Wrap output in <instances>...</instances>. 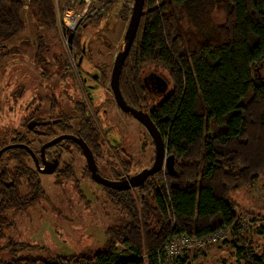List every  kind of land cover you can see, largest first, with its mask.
<instances>
[{
    "label": "trees",
    "instance_id": "1",
    "mask_svg": "<svg viewBox=\"0 0 264 264\" xmlns=\"http://www.w3.org/2000/svg\"><path fill=\"white\" fill-rule=\"evenodd\" d=\"M131 1L114 0L97 18L112 7L118 8L119 17L128 18ZM24 5V0H0V47L6 49L2 56L27 42L19 39L25 30ZM30 8L39 28L58 32L53 0H31ZM60 32L71 31L60 28ZM30 42L29 61L34 67L38 62L48 64L43 55L50 56L57 68L68 65L65 50L55 56L50 52L46 34L38 33ZM152 66L167 70L173 84L172 91L152 106V120L168 154L175 156L173 173L159 171L133 188L139 204L132 188L99 184L129 216L125 224L107 229L108 239L101 250L27 255L0 260V264H159L158 250L170 236L206 237L228 227L241 228L240 205L232 193L252 185L264 172V0H145L120 77L129 105L139 106L151 94L144 72ZM86 136L91 138L92 132ZM91 147L97 149L94 141ZM100 150L94 153L98 156ZM8 154L17 159L14 167H21V150L11 149ZM111 167L112 175L121 179ZM2 170L0 238L15 224L8 212L35 205L42 185L32 169H17V177L26 174V186L33 190L22 192V186L19 193L16 186L2 183ZM64 173L71 178L75 170ZM119 245L125 246L123 252ZM234 247L238 262L264 264V250ZM185 257L180 258L182 264Z\"/></svg>",
    "mask_w": 264,
    "mask_h": 264
},
{
    "label": "rangeland",
    "instance_id": "2",
    "mask_svg": "<svg viewBox=\"0 0 264 264\" xmlns=\"http://www.w3.org/2000/svg\"><path fill=\"white\" fill-rule=\"evenodd\" d=\"M24 1L21 17L25 23V30L20 34L19 39L27 42L16 45L14 49H10L9 54L3 56L2 52L6 49L0 47V88L2 86L9 88L6 92L10 95L20 91L22 87L24 92H21L20 103H25L30 99L35 100V98L38 101L42 95L50 97L52 83L50 75L45 77L48 72L47 68L50 71L49 74L54 73L55 68L64 69V67L53 66L51 57L45 55L42 58L48 60L49 65L38 62L34 67L30 63V47L33 45L30 46L28 43L31 41L32 44L38 33L42 32L47 35L48 48L54 56L63 52L64 49L67 54H72L71 48L63 44V42L67 44V41L63 32H60V28L62 30V0H53L57 14L58 32L39 28L38 18L30 8L31 0ZM133 4L134 0L130 3L131 9ZM105 11L85 22L87 24L86 36L100 37V40L105 42V45L99 44L100 50H105L106 44L114 39L118 43L117 48L115 47V51L118 52L128 27L130 15L128 18H121L118 16V8L112 7L102 18L98 19V15L104 14ZM83 33L84 28L79 31L80 37ZM106 56L107 54L96 55L95 53V57L105 58ZM65 69L67 71L68 67ZM146 78H148L147 81ZM144 79L146 85L149 82L152 102L165 97L173 89L171 77L164 68L156 66L147 68L144 72ZM57 86L58 89L55 91L59 92V81ZM48 109L49 107L44 106L40 111H37V114L43 115V110L47 112ZM122 112L118 111L119 122L106 141L112 140L113 144L118 142L130 145L133 149L125 154L122 150L118 151L117 159L114 151L116 149L112 145L106 146L107 149L102 148L103 151H100L97 161L107 178H111L112 172H114L111 167L113 164L117 165L116 167H118V163L124 164L122 172H125L127 176L137 174L145 167L150 166L149 163H154L155 146L151 134L142 123L138 124L133 117ZM25 115L22 110H19L16 119L11 117L0 121V141L8 142L12 136L16 135V132L23 134L20 124L22 119L27 117ZM130 140L131 143H129ZM99 147L95 149L97 154ZM167 155L169 154L167 153ZM5 156H7V152ZM64 160L66 163L77 165L73 177L63 180L57 174L36 173L37 178L42 182L41 198L28 209L16 213L8 212L15 224L9 229L8 235L0 238V260L27 255L47 257L58 253L63 255L93 253L103 248L108 239L107 229L109 227L123 225L129 221V216L124 208L118 206V203L116 204L110 198L106 189L95 182L91 175L88 177L86 171L88 165L77 151L68 153L64 156ZM160 171L165 174V163ZM21 186H23L22 192H33L29 186H26L25 181ZM131 193L137 198L139 204L136 189L132 188ZM232 196L240 205L238 212L242 228L239 229V226L228 227L224 232L225 236L221 238L222 240L209 243L206 246L194 244L188 248V255L183 264H243V259L238 262L237 249L234 244L236 247H247L258 253L264 250V172L258 175L252 185L240 187L232 193ZM254 217L257 218L254 219ZM119 249L120 252H123L125 246L119 245ZM177 263L182 264L180 261Z\"/></svg>",
    "mask_w": 264,
    "mask_h": 264
},
{
    "label": "flooded vegetation",
    "instance_id": "3",
    "mask_svg": "<svg viewBox=\"0 0 264 264\" xmlns=\"http://www.w3.org/2000/svg\"><path fill=\"white\" fill-rule=\"evenodd\" d=\"M82 28H84V33L80 37L79 31ZM86 28L87 24L84 23L80 30L73 32L72 41H69L70 33L64 35L67 44L66 42H63V44L71 47L72 54H67V51L64 49L66 52L63 53L67 54L66 61L69 65L65 66L68 67L67 71L66 69H57L58 71L53 70L54 73L52 74H46V76L50 75L49 77L52 83V93L49 95L50 97H44L42 95L38 101H36L35 98V100L30 99L25 101V103H20L19 99L22 97L21 92H24L22 87L20 91L11 93L10 95L6 92L9 88L5 86L0 88V121L11 117L16 119L19 110H22V112L26 114L25 117L27 116L22 119L20 124L23 134L16 132V135L12 136L11 140L8 142L0 141V150L6 146L15 145L2 152L0 156V160L2 159L0 168L3 169L2 183L7 187L11 185L16 186L19 193L22 189L21 185L23 181L26 182V174L18 178V173H16L17 169L30 168L37 174H57L59 178L65 180L68 178H66L65 173L63 174V171L77 170V165L75 163L65 162L64 156L68 153L77 151L84 161L88 163L81 145L78 144L74 138L62 137L61 140L58 141L56 140L58 136L73 135L83 138L91 149L93 148L91 147V142L94 141L97 147L100 146V151H103L102 148L107 149L106 146L112 145L116 149L114 151L117 159L118 151L122 150L123 154H125L132 151L130 149H133L130 145H123L118 142L117 144H113L112 140L109 142L106 141L109 134L114 131L115 126L119 122L118 111H123L118 105L117 96L112 86L113 69L118 54L115 50L118 43L113 39L109 44H106L105 50H100L99 44L105 45V42L101 41L100 37L86 36ZM94 52L96 55L107 54V56L105 58L95 57ZM58 81L60 82V90L56 92L55 90L58 89ZM145 97V103L139 106H130L148 114L152 120V106L157 100L155 99V102H152L151 99L153 97L150 93ZM78 104H81L80 108H78ZM44 106H46V108L49 107L47 112H45L44 110L46 109H44L43 115L37 114V111H40ZM48 111H50V113H48ZM126 114H128L129 117H133L138 124L142 123L145 126V124L138 120L132 113L127 112ZM89 131L92 132V136L88 139L86 132ZM131 140L129 143H131ZM51 141L55 142L51 145H47V143ZM154 146L156 155L155 142ZM11 149L21 150L22 154L19 156V162L22 160L21 167H14L16 163L15 160L17 159L10 157L11 155L8 154V150ZM93 150L94 148L92 151ZM6 152L7 156H5ZM34 155L38 158L42 168H50L52 165H55V161H57L53 173H42L38 170ZM94 156L99 173L105 176L103 168L97 161L98 157L95 153ZM153 162H155V158ZM67 164H71V167H67ZM153 164L149 163L148 165L150 166L148 167H151ZM112 166L118 170L119 178L126 177L125 172H122L125 166L124 164L118 163V167H116L117 165L115 164ZM86 171L90 172L89 168ZM89 174L91 175V172ZM90 175H88V177ZM131 176H133V174L127 175V178ZM109 179L118 180V177L111 175Z\"/></svg>",
    "mask_w": 264,
    "mask_h": 264
},
{
    "label": "water",
    "instance_id": "4",
    "mask_svg": "<svg viewBox=\"0 0 264 264\" xmlns=\"http://www.w3.org/2000/svg\"><path fill=\"white\" fill-rule=\"evenodd\" d=\"M144 3H145V0H134V4L131 9L128 27L124 35L123 41L121 43V47L115 59L113 76H112V86L117 96L118 105L122 108V110L126 113L127 112L132 113L136 118H138V120L143 122L145 126L148 128V130L150 131L154 139V142L156 144V155H155L154 164L151 167L144 168L141 172L129 178H127V176L126 177L124 176L123 178H121V180L109 179L99 173L98 165H97L94 153L83 138L73 136V135H61V136H58V138L56 139L59 141L61 140L62 137L74 138L76 142L80 144L82 147V151L88 162L87 164L91 172L92 179L98 184H102L106 187H110L113 189H119V190L135 188L143 184L149 176H152L161 170L166 160V155H165L166 147H165L164 138L161 132L157 128L156 124L151 120L148 114L144 113L143 111H138L126 103L122 95L120 84H119L121 69L123 67V64L126 60V57L128 56V53L134 43V40L138 32L141 17L143 15ZM73 35H74L73 31H71L69 35V41H72ZM147 80L148 78H146V81ZM147 84H148L147 86H149V82H147ZM149 89H151L150 86H149ZM54 142L55 141H51L47 143V145H51ZM14 146L15 145H10V146H6L3 149H1L0 156L4 150H7ZM34 157H35L38 170H40L42 173H53L54 166L56 165L57 161H55V165H52V167L50 168H42L40 166L38 158L35 155ZM174 160H175L174 155H168L167 160H166L167 161L166 168L168 169V172L171 174L173 173V169H174Z\"/></svg>",
    "mask_w": 264,
    "mask_h": 264
},
{
    "label": "built area",
    "instance_id": "5",
    "mask_svg": "<svg viewBox=\"0 0 264 264\" xmlns=\"http://www.w3.org/2000/svg\"><path fill=\"white\" fill-rule=\"evenodd\" d=\"M112 1L114 0H62V28L77 32L89 18L95 17L104 11ZM224 236V230L215 231L206 237H197L185 233L170 236L162 248L158 250L159 264H178L180 258L187 256L188 248H191L194 244L206 246L209 243L222 240L221 238Z\"/></svg>",
    "mask_w": 264,
    "mask_h": 264
},
{
    "label": "clouds",
    "instance_id": "6",
    "mask_svg": "<svg viewBox=\"0 0 264 264\" xmlns=\"http://www.w3.org/2000/svg\"><path fill=\"white\" fill-rule=\"evenodd\" d=\"M165 147H166V146H165ZM166 152H167V150H166ZM167 153H168V152H167ZM167 153H166V160H167V157H168ZM166 160H165V165H166V162H167ZM166 171L168 172V169H167V168H166ZM166 171H165V172H166Z\"/></svg>",
    "mask_w": 264,
    "mask_h": 264
},
{
    "label": "bare ground",
    "instance_id": "7",
    "mask_svg": "<svg viewBox=\"0 0 264 264\" xmlns=\"http://www.w3.org/2000/svg\"><path fill=\"white\" fill-rule=\"evenodd\" d=\"M118 180H121V179H118ZM131 189V188H130ZM127 190V189H126ZM226 231V229H224V232Z\"/></svg>",
    "mask_w": 264,
    "mask_h": 264
}]
</instances>
